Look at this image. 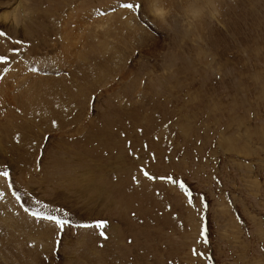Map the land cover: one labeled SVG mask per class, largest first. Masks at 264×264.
Returning <instances> with one entry per match:
<instances>
[{
    "label": "rangeland",
    "instance_id": "374dc122",
    "mask_svg": "<svg viewBox=\"0 0 264 264\" xmlns=\"http://www.w3.org/2000/svg\"><path fill=\"white\" fill-rule=\"evenodd\" d=\"M0 31L10 96L50 79L0 99V264H264V0H0Z\"/></svg>",
    "mask_w": 264,
    "mask_h": 264
},
{
    "label": "bare ground",
    "instance_id": "6f19581e",
    "mask_svg": "<svg viewBox=\"0 0 264 264\" xmlns=\"http://www.w3.org/2000/svg\"><path fill=\"white\" fill-rule=\"evenodd\" d=\"M79 20H77V22H78ZM76 23V22H75ZM76 25V24H75ZM125 32V31H124ZM130 36V35H129ZM132 36V35H131ZM133 37V36H132ZM131 38V37H130ZM100 41V40H99ZM131 42V41H130ZM102 44V43H101ZM73 45V44H72ZM111 48V47H110ZM109 51V50H108ZM116 53V52H115ZM103 54V53H102ZM111 55V54H110ZM95 57V56H94ZM84 58V56H81V57H79V58H77V61H79L80 62V64L81 65H83V64H85V63H87L88 64V62H86L87 60V58H85V59H83ZM111 58H113V57H111ZM101 59H104V58H100V59H98V61L100 62L101 61ZM76 60V59H75ZM85 62V63H84ZM90 62V61H89ZM94 62V61H93ZM93 62H91L90 64L92 65V63ZM95 62H96V60H95ZM106 62V61H105ZM103 63V62H102ZM95 64H97V62L95 63ZM90 66V65H89ZM95 67H97V65H95ZM100 70V69H99ZM98 70V71H99ZM83 71V70H82ZM86 71H88V73H89V71H90V69H86ZM85 71V72H86ZM98 72H96V74H95V77H97V75L99 74H97ZM89 77H91L90 75H93L94 76V74L93 73H90V74H87ZM27 77V76H26ZM98 77H99V75H98ZM42 78V77H41ZM91 79V78H90ZM45 80V79H44ZM48 80V79H47ZM50 80V79H49ZM48 80V81H49ZM33 81H34V83H33ZM40 81V82H39ZM41 81H43V79L42 80H40V78L39 77H36V76H32V78L28 81V83L27 84H25L24 85V92H23V94H20V95H15V94H13V96H10V94L8 93V88L9 87H11V86H9V84L7 83V81H3L2 82V85H0V99H1V102L3 101H7L8 102V104L10 105H13V106H16V107H18V108H21V110H20V112H21V114H25L26 115V120H30L31 118V116L33 115L34 116V118H35V114H39L40 113V106L38 105V99H39V97H40V95H41V93L42 92H46V89H47V87H46V83L48 82H41ZM54 81V80H53ZM69 81V80H68ZM74 81V80H73ZM30 82H32L33 84H31ZM72 82V81H71ZM18 83V82H17ZM63 83V82H62ZM75 83V82H74ZM48 84V83H47ZM60 85H61V83H60ZM16 86H17V84H16ZM72 86V85H71ZM73 86H74V84H73ZM76 86V85H75ZM53 87V86H52ZM77 87V86H76ZM75 87V88H76ZM22 88V89H23ZM74 88V87H73ZM53 89V88H52ZM2 90H4V93H3V96H2V94H1V91ZM20 90H21V87H20ZM56 90H57V88H56ZM65 90V89H64ZM77 90V89H76ZM11 91V90H10ZM14 92V91H13ZM68 92V91H67ZM70 92V91H69ZM62 93H63V91H60V93H58V94H61L62 95ZM67 94V93H66ZM65 94V95H66ZM69 94V93H68ZM71 94V93H70ZM60 98L62 97V96H60V95H58ZM68 96V95H67ZM66 96V97H67ZM59 97H57V99L59 98ZM53 98V97H52ZM5 99V100H4ZM41 99V98H40ZM51 99V98H50ZM54 99V98H53ZM56 99V98H55ZM54 99V100H55ZM62 99H64L63 97H62ZM66 99V98H65ZM68 99H69V97H68ZM67 99V100H68ZM43 100V99H42ZM45 100V99H44ZM49 101V100H48ZM60 101L61 100H59V101H57V100H55L54 102H51V103H54V105H58V104H61L60 103ZM63 101V100H62ZM45 102H47L46 100H45ZM64 102V101H63ZM66 102V101H65ZM68 102V101H67ZM49 104H50V101L48 102ZM49 104H48V106H49ZM64 104V103H63ZM51 105V104H50ZM47 106V107H48ZM63 106V105H62ZM62 106H61V108H62ZM53 107V106H52ZM60 108V109H61ZM65 108V107H64ZM63 109V108H62ZM56 110V109H55ZM53 111H54V109H53ZM52 112V111H51ZM59 112V111H58ZM66 112V111H65ZM49 113V112H48ZM54 114V113H53ZM41 115H45V110H43L42 111V113H41ZM50 115H52V113L50 114ZM37 116H39V115H37ZM64 116V117H63ZM59 115L58 114V116H57V120L56 121H61V123L64 121V118H69V116L67 117V116H65V115ZM45 117H47V116H45ZM56 117V116H55ZM41 118V117H40ZM63 118V119H62ZM33 119V118H32ZM37 119V118H36ZM48 119V118H47ZM46 119V120H47ZM52 119H54V118H52ZM50 120V123H51V119H48V121ZM71 120H73V119H71ZM47 121V122H48ZM66 121H67V119H66ZM32 122H34V121H32ZM46 122V121H45ZM58 122H56V124H57ZM61 125V124H60ZM59 129H60V127H59ZM74 132H76V131H74ZM77 133V132H76ZM9 134H11V133H9ZM73 135V134H72ZM8 138V137H7ZM2 140V139H1ZM8 143V142H7ZM10 145V144H9ZM12 148V147H11ZM1 197V196H0ZM9 201V200H8ZM9 203V202H8ZM11 205H13V204H11ZM10 206V205H9ZM18 214V213H17ZM6 225V224H5ZM1 230V229H0ZM2 230H3V228H2ZM1 230V231H2ZM6 230V229H5ZM7 230H9V229H7ZM9 231H11V229L9 230ZM5 232V231H4ZM7 233H8V231H6ZM1 233V232H0ZM16 233V232H15ZM9 234H11V232L10 233H8L7 235H9ZM3 236V235H2ZM11 236V235H10ZM4 238V237H3ZM6 238V237H5ZM8 239H9V237H7ZM7 239V240H8ZM12 239H13V237L11 238V239H9L8 241H12ZM5 241V240H4ZM13 244L15 245V246H20L21 244H22V242L20 243L19 241H17L16 240V238L15 239H13ZM1 245V244H0ZM17 246V247H18ZM23 248L24 247H22L21 246V252H23ZM18 249V248H17ZM5 250V249H4ZM20 250V249H19ZM18 250V251H19ZM16 251V250H15ZM28 255H29V257H27L26 256V258H28L27 260L25 259V261H23V260H21L22 258V254L21 255H18V258H20V260H18V258H16V256H15V258L18 260V263H15V262H13L12 261V264H34L35 262V260L37 259V257H36V255L38 254L37 252H36V249H32V248H26L25 250H24ZM10 252V251H9ZM4 253V252H3ZM9 254V253H8ZM6 259H5V261L6 262H4V263H7V264H9L10 263V261H8V258H7V256H4ZM11 257H12V255H11ZM25 257V256H24ZM3 258V257H2ZM1 262H3V260L1 261ZM20 262V263H19ZM36 264V263H35ZM38 264V263H37Z\"/></svg>",
    "mask_w": 264,
    "mask_h": 264
},
{
    "label": "snow or ice",
    "instance_id": "6c2138e0",
    "mask_svg": "<svg viewBox=\"0 0 264 264\" xmlns=\"http://www.w3.org/2000/svg\"><path fill=\"white\" fill-rule=\"evenodd\" d=\"M122 7L126 8V9H130L133 7V5L128 3V4H123ZM136 7L142 8L143 5L137 4ZM6 36H7V33L0 31V37H6ZM18 50H19L18 48L13 49L14 52L18 51ZM8 60H9V57L7 55L0 54V63L4 64L6 66ZM144 175L146 177H148L149 179L172 180L173 183H178L181 188L185 187V184L182 181H176L172 177L153 176V175H150L149 172L146 170H144ZM0 177H3L4 179L9 180V183L7 185L9 188L13 187L14 180L11 179V174L7 169H0ZM13 194L15 195V193H13ZM16 198H17V200L20 199V197L18 195L16 196ZM204 206L207 207V204H205ZM26 211H27V209H26ZM32 215L34 217L40 216L43 220H47V221L54 223L56 225V227L61 232L65 231V230H70L73 227H79V228H84V229H104L107 225V220H99V221H95L93 223L74 224V222L70 218H68V219L62 218L63 214H61V216H56L53 214H42V213H38V212H33ZM133 215H135V213H133ZM201 235H203V232L201 233ZM99 236L103 237L105 240L108 239V237L106 236L104 231H100ZM129 243H132V241H129Z\"/></svg>",
    "mask_w": 264,
    "mask_h": 264
},
{
    "label": "clouds",
    "instance_id": "9594fccd",
    "mask_svg": "<svg viewBox=\"0 0 264 264\" xmlns=\"http://www.w3.org/2000/svg\"><path fill=\"white\" fill-rule=\"evenodd\" d=\"M161 18H163V17H161Z\"/></svg>",
    "mask_w": 264,
    "mask_h": 264
}]
</instances>
